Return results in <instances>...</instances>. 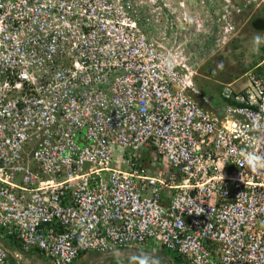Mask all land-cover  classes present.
Listing matches in <instances>:
<instances>
[{"label":"built area","instance_id":"obj_1","mask_svg":"<svg viewBox=\"0 0 264 264\" xmlns=\"http://www.w3.org/2000/svg\"><path fill=\"white\" fill-rule=\"evenodd\" d=\"M175 1L0 0V264H264V71L200 92Z\"/></svg>","mask_w":264,"mask_h":264},{"label":"rangeland","instance_id":"obj_2","mask_svg":"<svg viewBox=\"0 0 264 264\" xmlns=\"http://www.w3.org/2000/svg\"><path fill=\"white\" fill-rule=\"evenodd\" d=\"M233 1V5L243 3V6L237 7L235 11L229 4H225L220 14L204 16L205 10L202 14L199 12L202 9L199 0H183L186 6L183 9L186 13L180 18L183 28L169 34L168 41L173 46L179 45L177 51L180 50V59L189 58V67L195 71L193 83L203 94L209 92L216 95L227 83L239 86L244 82L243 76L247 71H264V25L261 28L252 25L256 19L264 17V0L246 6L242 0ZM219 25H230L232 28L225 42L220 39ZM146 153L148 157L145 156V162L153 151L148 149ZM153 249L147 250L151 253L148 256L151 260L155 261L160 251L163 255L159 256L175 257L162 249ZM102 256L90 253L73 264H91L94 261L96 264L105 263L101 261L105 260Z\"/></svg>","mask_w":264,"mask_h":264},{"label":"crops","instance_id":"obj_3","mask_svg":"<svg viewBox=\"0 0 264 264\" xmlns=\"http://www.w3.org/2000/svg\"><path fill=\"white\" fill-rule=\"evenodd\" d=\"M203 10H205V8H203L202 7V9L201 10H199V12L202 14L203 13ZM195 14H197V12H195ZM204 16H208L207 14H204ZM181 23H182V21L181 22H179V24L176 22V25L178 26V27H183V25H181ZM212 29V28H211ZM166 33V35H168L169 36V31H166L165 32ZM219 94V93H218ZM218 94H216V95H213V97L217 100V97H218ZM144 155L146 154V155H148L146 152H144L143 153ZM2 244L8 249V250H12V249H14V247H15V244H13L12 243V241L11 240H8V239H4L3 240V242H2ZM153 248L152 247H150V246H147V245H145L144 247H142V248H139V249H126V250H121V251H119V252H117L116 254H111V255H104V256H102L105 260H101L102 262H108L110 259H113V260H120V259H125V261H134V260H137V261H143L144 259L146 260L147 258L149 259L148 261H143V262H151V263H153V264H160V263H158L159 262V260H162V262H163V264H166V263H169V264H182L183 263V261L181 262V263H177L176 261H175V259L173 260V258L170 256V257H168L167 255L163 258L162 256H157L156 257V260L154 261V260H151L148 256H150V252H147V250L148 251H150V250H152ZM159 250V249H158ZM16 251V250H15ZM137 252H141V256L140 257H138L137 256ZM93 254H95V253H93ZM153 254H154V252H153ZM170 255V254H169ZM86 256V255H85ZM35 259V260H34ZM42 260H39V258L36 256V258L34 257V258H32L31 259V263H33V264H42V262H41ZM98 262H100V261H98ZM165 262V263H164ZM97 262L96 261H94V262H92L91 264H96Z\"/></svg>","mask_w":264,"mask_h":264},{"label":"trees","instance_id":"obj_4","mask_svg":"<svg viewBox=\"0 0 264 264\" xmlns=\"http://www.w3.org/2000/svg\"><path fill=\"white\" fill-rule=\"evenodd\" d=\"M258 72H260V71H258ZM203 93V92H202ZM207 95H211L212 97H213V94L212 93H209V92H207L206 93ZM205 94V95H206ZM163 255L162 253H161V251L159 252V253H157V255L159 256V255ZM137 256L138 257H140L141 256V252H137ZM164 258V257H163ZM175 259V261L177 262V263H181L184 259H182L181 257H174L173 258V260ZM119 262V261H118ZM126 262H132V261H126ZM110 263H113V264H116L117 262L115 261V260H113V259H110ZM137 263H139V264H153V263H151V262H143V261H137ZM158 263H160V264H163V262H162V260H159V262ZM165 263V262H164ZM166 264H169V263H166ZM182 264H187L186 262L184 263H182Z\"/></svg>","mask_w":264,"mask_h":264},{"label":"flooded vegetation","instance_id":"obj_5","mask_svg":"<svg viewBox=\"0 0 264 264\" xmlns=\"http://www.w3.org/2000/svg\"><path fill=\"white\" fill-rule=\"evenodd\" d=\"M260 18H261V20H260ZM259 19H256L253 23H252V25H253V27H258V26H260L259 28H261L263 25H264V17H260Z\"/></svg>","mask_w":264,"mask_h":264},{"label":"water","instance_id":"obj_6","mask_svg":"<svg viewBox=\"0 0 264 264\" xmlns=\"http://www.w3.org/2000/svg\"><path fill=\"white\" fill-rule=\"evenodd\" d=\"M125 260V259H124ZM149 259L147 258L146 260L144 259L143 261H148Z\"/></svg>","mask_w":264,"mask_h":264},{"label":"clouds","instance_id":"obj_7","mask_svg":"<svg viewBox=\"0 0 264 264\" xmlns=\"http://www.w3.org/2000/svg\"><path fill=\"white\" fill-rule=\"evenodd\" d=\"M261 20V19H260Z\"/></svg>","mask_w":264,"mask_h":264}]
</instances>
